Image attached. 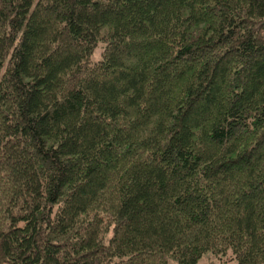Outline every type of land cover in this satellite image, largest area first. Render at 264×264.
<instances>
[{"label":"trees","instance_id":"16d2710c","mask_svg":"<svg viewBox=\"0 0 264 264\" xmlns=\"http://www.w3.org/2000/svg\"><path fill=\"white\" fill-rule=\"evenodd\" d=\"M0 70V264H264V0H0Z\"/></svg>","mask_w":264,"mask_h":264},{"label":"rangeland","instance_id":"374dc122","mask_svg":"<svg viewBox=\"0 0 264 264\" xmlns=\"http://www.w3.org/2000/svg\"><path fill=\"white\" fill-rule=\"evenodd\" d=\"M101 51H102V44H99L95 48L94 53L91 56L92 61H96L100 58ZM5 66H7V62L5 63ZM2 73H3V70H0V76ZM226 260H228V261L225 262L224 259H222V258H218L217 260L215 258H213L211 260L202 259L200 264H231L230 256Z\"/></svg>","mask_w":264,"mask_h":264}]
</instances>
